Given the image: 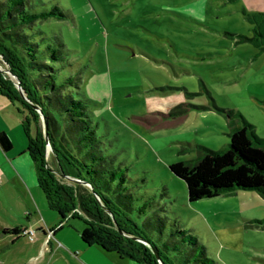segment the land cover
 Masks as SVG:
<instances>
[{
    "label": "rangeland",
    "instance_id": "rangeland-1",
    "mask_svg": "<svg viewBox=\"0 0 264 264\" xmlns=\"http://www.w3.org/2000/svg\"><path fill=\"white\" fill-rule=\"evenodd\" d=\"M35 2L57 3L67 14L40 26L64 42L69 70L81 76L79 91L94 101L104 164L153 189L157 200L167 186L166 215L196 235L217 264H264V197L237 190L190 202L186 183L169 168L196 159L200 145L228 146L240 119L223 111L242 114L264 137V51L239 42L253 34L246 13L264 11V0ZM0 67L8 74L1 55ZM120 208L131 227L144 226L137 211ZM23 225L36 231L34 240L12 231ZM85 227L80 218L62 221L38 185L26 192L11 182L0 190V264H142L89 247Z\"/></svg>",
    "mask_w": 264,
    "mask_h": 264
},
{
    "label": "trees",
    "instance_id": "trees-1",
    "mask_svg": "<svg viewBox=\"0 0 264 264\" xmlns=\"http://www.w3.org/2000/svg\"><path fill=\"white\" fill-rule=\"evenodd\" d=\"M246 16L253 34L239 35V42H250L263 52L264 12ZM65 17L66 12L57 3L48 6L35 0H0V55L38 109L22 97L11 77L2 71L0 94L24 115L28 154L34 160L37 182L49 208L58 212L62 221L84 220L82 240L89 246L116 252L121 258L142 264H217L196 235L178 219L166 215L171 196L167 186H161V199L157 200L158 193L153 189L136 185L138 180L127 177L120 167L112 170L104 164L102 137L89 109L94 101L79 91L81 76L69 70L64 42L40 26L50 18ZM223 112L240 119L229 132L228 146L214 150L200 145L196 159L169 166L172 174L186 183L190 202L237 190L254 191L264 197V137L242 114ZM42 115L52 147L50 156L58 163L57 173L46 156ZM0 144L6 151L13 147L5 133H0ZM62 174L90 186L73 183ZM120 207L137 211L144 226L131 227L133 220L124 218ZM60 228L62 224L53 232ZM12 231L22 234L19 227Z\"/></svg>",
    "mask_w": 264,
    "mask_h": 264
},
{
    "label": "crops",
    "instance_id": "crops-1",
    "mask_svg": "<svg viewBox=\"0 0 264 264\" xmlns=\"http://www.w3.org/2000/svg\"><path fill=\"white\" fill-rule=\"evenodd\" d=\"M255 12L264 11L256 8ZM23 117L12 101L0 94V133L7 134L13 144L9 151L0 144V190L11 182L20 184L26 192L33 191L38 185L35 164L27 158L29 138L23 126ZM31 132L35 133V127ZM25 228L33 229L28 225L19 227L20 230ZM81 248L82 251L87 250L85 246L81 245ZM79 257L82 258V255Z\"/></svg>",
    "mask_w": 264,
    "mask_h": 264
},
{
    "label": "water",
    "instance_id": "water-1",
    "mask_svg": "<svg viewBox=\"0 0 264 264\" xmlns=\"http://www.w3.org/2000/svg\"><path fill=\"white\" fill-rule=\"evenodd\" d=\"M0 71H2L3 72V69L0 67ZM12 76H13V78L11 79L12 80V82L15 84V86L19 89V91H20V93H21V95H22V97L25 99V100H27L29 103H31L33 106H35V107H37L35 104H33L30 100H29V98H28V96H27V93H26V91L23 89V87L21 86V84H20V81L18 80V78L15 76V75H13L12 74ZM37 109H38V107H37ZM42 121H43V132H44V134H45V138H46V141H47V146H46V156L48 157L49 156V152H51L52 151V147H51V145H50V142H49V139H48V134H47V129H46V123H45V121H44V117H43V115H42ZM66 179H68L69 181H71V182H73V183H80V184H84V185H87V186H90L87 182H85V181H82V180H79V179H76V178H74V177H71V176H68V175H66V174H62Z\"/></svg>",
    "mask_w": 264,
    "mask_h": 264
},
{
    "label": "built area",
    "instance_id": "built-area-1",
    "mask_svg": "<svg viewBox=\"0 0 264 264\" xmlns=\"http://www.w3.org/2000/svg\"><path fill=\"white\" fill-rule=\"evenodd\" d=\"M22 234L28 235L31 240H34L36 231L34 229H22Z\"/></svg>",
    "mask_w": 264,
    "mask_h": 264
},
{
    "label": "bare ground",
    "instance_id": "bare-ground-1",
    "mask_svg": "<svg viewBox=\"0 0 264 264\" xmlns=\"http://www.w3.org/2000/svg\"><path fill=\"white\" fill-rule=\"evenodd\" d=\"M8 75L12 78L10 69L8 70ZM49 154H50V152H49Z\"/></svg>",
    "mask_w": 264,
    "mask_h": 264
}]
</instances>
